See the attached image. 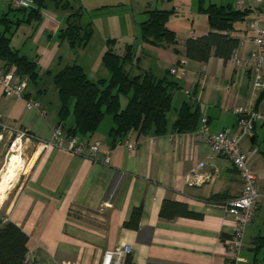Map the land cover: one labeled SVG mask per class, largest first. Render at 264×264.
I'll return each mask as SVG.
<instances>
[{
    "label": "crops",
    "instance_id": "crops-1",
    "mask_svg": "<svg viewBox=\"0 0 264 264\" xmlns=\"http://www.w3.org/2000/svg\"><path fill=\"white\" fill-rule=\"evenodd\" d=\"M134 1L139 6L138 16L130 22L129 30L121 33L119 49L114 45L122 54L125 44H132L133 59L125 66L132 75L149 70L162 77L174 68V74H170L180 86L174 93L175 107L183 102L198 107L211 133L234 126L239 109L249 102L264 114V97H259L262 90L252 91L250 68L244 64L256 50L254 38L264 31V0H245L244 6L250 9L246 19L235 22L229 31L239 38L234 61L233 55L227 60L212 55L207 61L185 56L184 41L211 30L208 15L199 11L198 0ZM70 3L73 10H81L73 0ZM204 3H231L235 8L234 0ZM8 7L5 0H0V14ZM147 9L172 10L166 25L175 33V44L157 47L141 39L140 22L146 19ZM69 13L47 6L35 28L34 22L20 25L12 44L35 61L38 83L28 82L22 96L6 95L0 88V123L30 132L38 144L29 174L0 219V224L11 221L28 235V263L99 264L104 251L127 244L131 252L124 264H264V245L258 251L254 249V240L264 237V196L245 227L240 253L245 260L235 262L225 247L234 226L225 202L240 193L241 177L226 157L211 153L206 139L195 137L193 131L172 130L176 113L169 116L165 134L131 133L133 150L110 137L111 116L106 115L93 134L76 135L89 142L101 140L102 149L111 150L109 164L102 162V154L91 160L42 146L57 125L62 123L67 136V128L73 125L72 115L60 121L57 90L53 82H46L66 64L79 62L71 55L68 42L58 37ZM106 48V44L99 47L94 60L79 63L92 80L108 77L99 62ZM78 49L84 51V47ZM3 65L0 62V68ZM28 98L38 101L39 106L26 108ZM242 148L249 151L258 189L264 194V119L255 122L253 134L243 139ZM200 161L204 165L196 168ZM166 200L185 204L193 215L161 216L159 211ZM137 207H141L138 228L125 227L123 223Z\"/></svg>",
    "mask_w": 264,
    "mask_h": 264
},
{
    "label": "trees",
    "instance_id": "trees-1",
    "mask_svg": "<svg viewBox=\"0 0 264 264\" xmlns=\"http://www.w3.org/2000/svg\"><path fill=\"white\" fill-rule=\"evenodd\" d=\"M31 1L29 8L9 5L7 11L0 14V62L14 66L21 76L27 77L29 83L37 84L39 73L35 61L20 53L12 44L13 35L22 23L34 22L35 28L42 18L41 11L52 3L56 8L70 10L58 37L66 40L71 48L85 46L93 33L90 24L81 25V11L72 10L69 0ZM198 4L199 11L208 15L211 30L198 37H188L184 41L185 56L195 61H207L212 55L229 59L239 45V38L231 36L229 31L234 29L235 22L246 19L249 7L234 8L231 3L205 4L204 0H198ZM145 13L146 19L140 22L141 39L157 47L175 44V33L166 25L172 10L147 9ZM115 42V39L106 40L107 48L101 57L108 77L92 80L76 62L66 64L52 74L60 102L59 119L64 121L69 115L73 117V125L67 128L66 133L69 136L91 135L103 118L109 115L113 123L109 135L113 140L128 133L158 136L167 132L172 111L176 113L172 130L180 133L194 131L201 117L200 111L189 102L175 107L174 93L180 87L178 81L169 71L162 77L149 70L132 75L125 67L133 59L132 44L126 43L124 52L120 54L114 48ZM176 50L173 48V51ZM122 97L126 98L124 105ZM259 97H264V89ZM140 213L141 207L134 208L124 226L137 229ZM159 213L167 218L177 214L193 215L185 204L169 200L162 203ZM28 240V235L15 223H1L0 264H29ZM254 242V249L258 251L264 245V237H257Z\"/></svg>",
    "mask_w": 264,
    "mask_h": 264
},
{
    "label": "built area",
    "instance_id": "built-area-1",
    "mask_svg": "<svg viewBox=\"0 0 264 264\" xmlns=\"http://www.w3.org/2000/svg\"><path fill=\"white\" fill-rule=\"evenodd\" d=\"M12 7L29 8L32 5L31 0H5ZM245 0H234L235 8L244 6ZM42 13V11H41ZM256 50L244 60L250 68L251 72V89L258 92L264 89V31H259V34L254 38ZM232 61L237 57L234 54ZM174 68L170 69V73L174 74ZM184 73L182 68L181 74ZM28 84L26 76H21L19 71L14 66L3 65L0 68V88L6 95L22 96ZM25 106L28 109L38 107L39 102L28 98L25 101ZM264 119V114L255 110L253 103L249 102L247 106L239 109L238 119L236 124L231 127L224 128L218 132L211 133L206 117H200L197 128L193 131L195 137L204 138L209 144L210 151L213 154H218L226 157L233 167L238 171L242 185L240 193L228 199L225 202V211L232 216L234 226L229 238L225 240V247L230 259L235 262H241L245 259L240 255L243 250V238L245 227L252 220L256 213V209L260 199L264 196L258 189L256 183V173L252 169L249 162V151L242 148L244 138L250 137L253 134L254 124L258 120ZM19 136H25L27 139H36L33 135L28 134L25 130L9 127ZM131 134H126L121 138H117L115 143L123 145L128 150L135 148V143L130 140ZM44 148L56 147L68 151L75 155L85 156L91 160H95L98 154H102L103 163L109 164L111 161V150L102 149L101 140H93L92 142L81 140L78 136H67L63 133L61 124L53 129L52 137L49 140L41 142ZM204 161H200L196 168L202 167ZM195 168V169H196ZM131 249L127 244L118 245L113 249H108L103 252L99 264H124L126 257L130 254ZM59 264H76L75 262L61 261Z\"/></svg>",
    "mask_w": 264,
    "mask_h": 264
},
{
    "label": "rangeland",
    "instance_id": "rangeland-1",
    "mask_svg": "<svg viewBox=\"0 0 264 264\" xmlns=\"http://www.w3.org/2000/svg\"><path fill=\"white\" fill-rule=\"evenodd\" d=\"M69 1L71 2V0ZM73 2L75 5L81 7V25L85 26L90 24L93 33L89 42L81 47H84V51L81 52L78 47L72 48L74 55L72 53L71 55L78 59V64L80 62L86 64L87 61L90 62L89 59L92 58L94 60L97 58L98 48L101 46L103 47L107 39L115 38V46L119 49L122 43L121 39H123L121 33L125 32L127 28L129 30V26H132L130 22L133 21V18L136 19L138 16L137 8L139 6L134 0H73ZM48 7L54 8L52 3H49ZM131 8L133 9L131 10ZM58 9L59 11L63 10L60 8ZM14 13L17 15L20 14L18 11H14ZM119 13L122 14L121 17L118 16ZM12 14L13 13H11V16ZM120 18L124 19L120 20ZM128 18L130 19L129 23ZM63 55V58L67 56L66 53ZM48 80L49 84H51V78L47 79L46 82ZM121 100L124 105L126 98L122 97ZM173 113H175V111H172L169 116ZM37 149L38 144H36L33 139L19 136L15 131L9 129L8 126L0 123V186L9 165L18 161L17 175L5 189L4 194L0 196V219L5 215V210L9 202L13 199L14 195L19 190V186L29 174L30 166L33 164L38 154ZM1 187L0 192L2 189Z\"/></svg>",
    "mask_w": 264,
    "mask_h": 264
},
{
    "label": "bare ground",
    "instance_id": "bare-ground-1",
    "mask_svg": "<svg viewBox=\"0 0 264 264\" xmlns=\"http://www.w3.org/2000/svg\"><path fill=\"white\" fill-rule=\"evenodd\" d=\"M17 164H18V161H15L13 163H11L6 171V174L2 180V184H1V192H0V196L2 194H4L5 192V189L9 186V184L11 183L12 179H14L15 177V174L17 173Z\"/></svg>",
    "mask_w": 264,
    "mask_h": 264
},
{
    "label": "water",
    "instance_id": "water-1",
    "mask_svg": "<svg viewBox=\"0 0 264 264\" xmlns=\"http://www.w3.org/2000/svg\"><path fill=\"white\" fill-rule=\"evenodd\" d=\"M253 138V137H252Z\"/></svg>",
    "mask_w": 264,
    "mask_h": 264
}]
</instances>
